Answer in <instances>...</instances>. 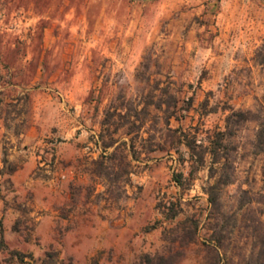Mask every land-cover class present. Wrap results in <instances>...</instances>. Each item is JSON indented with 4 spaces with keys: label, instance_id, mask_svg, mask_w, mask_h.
<instances>
[{
    "label": "rangeland",
    "instance_id": "rangeland-1",
    "mask_svg": "<svg viewBox=\"0 0 264 264\" xmlns=\"http://www.w3.org/2000/svg\"><path fill=\"white\" fill-rule=\"evenodd\" d=\"M170 96L174 138L206 144L231 110L249 112L224 140V170L209 157L191 164L177 139L164 141L157 104ZM259 123L264 0H0V264H216L202 245L210 186L219 264H261L260 245L245 238L246 219L264 223ZM110 134L134 143L129 174L114 181L93 173L120 143L103 151ZM177 199V217L165 220L163 204ZM192 221L195 241H180Z\"/></svg>",
    "mask_w": 264,
    "mask_h": 264
},
{
    "label": "trees",
    "instance_id": "trees-1",
    "mask_svg": "<svg viewBox=\"0 0 264 264\" xmlns=\"http://www.w3.org/2000/svg\"><path fill=\"white\" fill-rule=\"evenodd\" d=\"M178 98L176 96H170L169 100H162V98L159 99L157 107L158 109H162L164 106V114H165V126L167 129V138H165V142L168 138H174L175 134L179 131L178 129H171L169 128V122L170 119L174 118L177 119L178 116H176L179 108H178ZM170 109H172V112H169ZM115 110L113 113L117 114V117L124 119L127 118L126 115H121L120 112H116ZM112 117V114H106V123H108V118ZM128 121V120H127ZM251 121V118L249 116V112L245 111H234L231 110L230 114L225 117V124H224V130L218 131L214 134V138L211 140H207V143L204 144V141L198 140L197 137L194 136H188L184 132H180V136L174 138L177 139V143L179 145H183L189 155V161L191 164H195L197 166H202L205 163L206 157H209L210 159V165L213 167L214 165H220L219 169L224 170L226 166V160L227 158L223 156V150L225 149L224 140L225 138H229L233 136L242 124L247 123ZM126 124H129V128H127V131L124 133V135H130V130L132 129V126H135L134 122H126ZM125 124V125H126ZM124 125V124H123ZM120 126V128L123 127ZM132 125V126H131ZM142 124H139L137 128H141ZM108 130V129H107ZM108 140L105 141L102 138V148L103 151L107 152L110 148L114 147V145L117 142H120L119 145L114 147L112 152L108 153L107 155H100V157L93 162L95 165V170L93 171L94 175L96 177H105L107 179L111 178L112 175H124L127 176L129 174V166L130 162L127 160L128 155L130 152L134 151V143L132 142V139H129V142L126 140L118 141L111 137V134L108 136ZM256 139L258 141V144L262 147L264 145V124L259 123L256 128ZM263 148H261V151ZM264 152V151H263ZM224 159L225 162L221 163V160ZM262 174H263V180H264V164L262 167ZM175 183L177 186L182 187L183 181L185 180L183 178V175L181 173L176 174L174 176ZM112 181H114L113 178H111ZM218 184L222 185H228L232 183L231 179H225V180H218ZM214 186H210L209 190L206 192L208 195L207 201L209 205V212H208V218L207 220L213 221L211 224V228H209L212 232L209 236V240L204 242L202 245L204 249L207 251V253H210L213 255L214 261H216V264H219L220 262V249L223 247V243L221 241L220 235L221 230L218 229V218L221 215L220 211V202H219V196L218 193L214 192ZM259 203L261 205L264 203V198L261 197ZM180 201L177 199L174 201H169L165 204H163V215L165 220L172 221L177 217L176 209L179 207ZM250 211V210H249ZM261 208H259V212L261 213ZM248 213V212H247ZM248 215V214H247ZM245 224L246 228L251 229L250 235H246L245 238L254 240L255 245H260L259 250V257L257 261H259L261 264H264V223H262L259 219H254L250 222V220L246 219ZM192 227L185 228L183 227L181 232L178 235V238L180 241H184L185 239L189 238L192 241H195L198 226V221H192ZM20 256V254H17ZM228 264L229 261H226ZM157 264H173L170 258H164L159 257L157 258Z\"/></svg>",
    "mask_w": 264,
    "mask_h": 264
}]
</instances>
